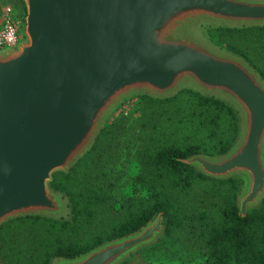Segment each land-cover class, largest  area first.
<instances>
[{
	"label": "water",
	"instance_id": "obj_1",
	"mask_svg": "<svg viewBox=\"0 0 264 264\" xmlns=\"http://www.w3.org/2000/svg\"><path fill=\"white\" fill-rule=\"evenodd\" d=\"M25 39L0 50V226L39 216L68 220L50 184L68 173L126 102L188 89L224 102L238 136L219 156L181 163L242 182L245 217L264 200V81L215 47L206 26L264 27V0H22ZM162 214L127 236L51 264H122L164 237Z\"/></svg>",
	"mask_w": 264,
	"mask_h": 264
},
{
	"label": "trees",
	"instance_id": "obj_2",
	"mask_svg": "<svg viewBox=\"0 0 264 264\" xmlns=\"http://www.w3.org/2000/svg\"><path fill=\"white\" fill-rule=\"evenodd\" d=\"M1 3L25 13L22 0ZM203 29L211 44L241 57L264 81V27ZM134 99L131 112L107 122L68 173L53 175L50 186L68 200L69 219L26 216L2 224L0 264L73 259L158 214L164 237L145 252L174 240L202 250L204 264H264V200L240 217V180L211 179L180 162L231 149L238 136L232 108L188 89L164 100Z\"/></svg>",
	"mask_w": 264,
	"mask_h": 264
},
{
	"label": "rangeland",
	"instance_id": "obj_3",
	"mask_svg": "<svg viewBox=\"0 0 264 264\" xmlns=\"http://www.w3.org/2000/svg\"><path fill=\"white\" fill-rule=\"evenodd\" d=\"M4 7H12L8 3H1L0 0V27H1V12ZM13 12L18 20L21 21L20 30L21 33H24L25 39V13L21 11L19 8H13ZM22 12V13H21ZM20 15H19V14ZM23 15V16H21ZM18 16L23 18L20 19ZM198 36L203 38L204 33L201 30L198 31ZM23 39V40H24ZM22 42V41H21ZM5 50V49H4ZM135 103V99H131L128 102L124 103L112 116V118L108 121L111 122L114 118L118 117L120 114L128 115L129 112L133 109V104ZM138 114H135L134 117H137ZM184 243L169 240L162 244L161 246H157V249H152L149 252L142 251L137 254V258L130 259L128 264H204V253L202 250L189 249L188 246L183 245Z\"/></svg>",
	"mask_w": 264,
	"mask_h": 264
},
{
	"label": "built area",
	"instance_id": "obj_4",
	"mask_svg": "<svg viewBox=\"0 0 264 264\" xmlns=\"http://www.w3.org/2000/svg\"><path fill=\"white\" fill-rule=\"evenodd\" d=\"M21 21L15 16L13 9L4 7L1 12L0 50L15 46L24 39L21 33Z\"/></svg>",
	"mask_w": 264,
	"mask_h": 264
}]
</instances>
